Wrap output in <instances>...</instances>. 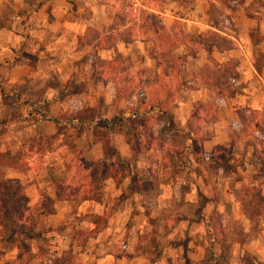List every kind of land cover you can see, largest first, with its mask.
Instances as JSON below:
<instances>
[{
	"label": "rangeland",
	"instance_id": "1",
	"mask_svg": "<svg viewBox=\"0 0 264 264\" xmlns=\"http://www.w3.org/2000/svg\"><path fill=\"white\" fill-rule=\"evenodd\" d=\"M25 1L35 3V0ZM143 2L147 10H140V16L132 17L125 0L115 1L116 19L125 25L121 29V40L129 38L130 41L134 30L136 40L144 42L136 44L127 55L115 56L120 61L118 66L113 69L102 67V60L94 52L87 53L89 65L80 69L86 80L63 84V89L67 86V90L70 86L82 85L81 92L68 90L66 94L69 96L64 99L62 89L61 96L51 99L49 107L43 99L35 104V108L30 105L26 110L7 117L12 123L6 131L7 140L14 152L12 156L4 154L3 163L20 169L29 165L34 173H38L47 153L60 158L72 176L55 186L56 198L74 193L100 169L111 172L115 186L120 185V188L113 190L107 186L102 192L93 190L89 197L79 196L78 199H91L95 208H88L83 214L66 208L68 226H63L58 218L50 224L45 220L37 225L36 217L34 230L37 237L30 239L16 233L8 241L4 240L0 243V264H49V259L67 251L82 264H97L96 261L106 253L112 257L99 264H154L161 255L165 256L166 264H204L208 245L214 256L211 264L213 261L218 264H264V126H261L264 113L250 119L244 130L238 117L236 123L229 124V142L223 146L229 154L227 158L219 157L216 165L199 164L193 159L196 153L209 159L213 148L204 139L205 132L200 127L212 121L229 119L226 113L216 114L214 103L213 110L207 113L201 108H195L193 112L194 104L188 110L180 105L177 112L172 113L169 125L156 114L149 120L121 115L122 110L143 105L156 93L167 89L170 90V110L174 112L175 107H179L180 95L175 87L181 78H185V56L182 53H194L188 47L187 50L170 51L162 41L164 46L161 48H152L146 43L150 37L159 41L161 35H167V30H180L177 22L163 20L156 13L164 11L179 15L183 10L190 12L191 1ZM240 2L227 0L226 5L234 11ZM23 14L19 9L12 10L13 16L22 17ZM160 26L166 30L161 32ZM153 32L157 33L154 35ZM209 40L215 41L217 46H226V42L217 36H210ZM173 55H181L182 61L175 64ZM257 59L261 60L260 54ZM182 65L185 69L181 68ZM219 72L217 76L221 79ZM112 79L117 81L120 89L116 107L112 105L115 95ZM222 79V83H218V92L228 95L227 79ZM80 110L85 111L83 117L93 115L98 121L73 127L53 124V119L66 121ZM239 112L249 117L246 110ZM3 120L0 126H3ZM44 121L50 122V128ZM33 123V135L29 136L21 127ZM253 124L257 129H252ZM191 130L196 131L195 143L189 140ZM214 132L218 136L220 131ZM207 133L212 132L208 130ZM127 141L132 154L124 158L121 155L126 150ZM169 148L179 150L181 164L166 154ZM117 157L123 163L119 167L115 162ZM125 172L127 175L131 172L153 189L131 193L128 179L122 182ZM247 184H252L253 188H243ZM232 202L236 204L235 208L231 207ZM51 206L49 199H43L41 215L52 214ZM197 218L208 222L215 237L214 243L210 242L211 234L204 229V223ZM245 219L250 221V226ZM52 223H56L55 227ZM83 233L91 236L83 238ZM73 234L80 241L78 246L70 243ZM167 251L170 253L166 254Z\"/></svg>",
	"mask_w": 264,
	"mask_h": 264
},
{
	"label": "crops",
	"instance_id": "2",
	"mask_svg": "<svg viewBox=\"0 0 264 264\" xmlns=\"http://www.w3.org/2000/svg\"><path fill=\"white\" fill-rule=\"evenodd\" d=\"M115 1L35 0L34 4H30L25 0H0V123L4 119L3 126H0V172L3 178L18 182L28 200V206L37 207L38 212L35 214L37 225L45 220L50 224V221L58 218L62 220L63 226H68L66 208L76 209L83 214L88 208L94 207V202L88 198L78 199L68 196L56 198L55 183L72 175L69 170L66 171L63 161L51 156V153L43 156L42 168L38 173H34L29 165L24 169L4 166L3 155L12 156L14 152L7 140L6 131L12 124L7 117L17 111L22 112V109L26 110L30 105L35 108V104H39L37 102L43 99L49 107L52 103L51 99L61 96L63 84L86 80V75L81 74L80 69L89 65L90 59L87 58L89 56L87 53L94 52L102 60V67L106 62L118 66L120 61H117L115 56L127 55L136 44L144 43L138 41L139 39L136 40L137 32L134 33V30L130 41L129 38L127 41L121 40V29L125 28V25L116 19ZM189 1H191L190 12L183 10L179 15L164 11L156 13L163 20L177 22L180 27L177 32L167 30L168 37L175 42V47L170 51L183 48L187 50L188 47L194 52L189 55H186V52L182 53L185 56H183V64L186 65V69L183 65L181 68L185 69V78L180 79L183 86L178 88L179 107L173 108L174 112L171 111V115L177 112L180 105L186 110L191 109L192 104H194L192 110L196 105H211L210 111H212L213 103L218 116L222 112L226 113L229 116L228 120L220 119L200 127L205 132L204 139H207L213 151L217 147L226 146L229 142L228 127L229 124L236 123L239 111L264 112V0H241L236 5L237 10L234 11L227 8V0ZM14 9L24 12V16H13ZM160 28L161 32L166 30L164 26ZM156 33L153 32L154 35ZM210 36L223 39L226 46H217L215 41L209 40ZM149 39L146 43L152 48H161L164 46L162 42L167 45L161 37L159 41L157 38L156 41L151 37ZM106 40L107 42L110 40L111 43L105 42ZM258 54L261 56L260 61L257 59ZM175 58H180L179 62L182 61L181 55ZM225 68L232 71L231 75L225 77L226 85L229 86L228 95L219 94L217 87L203 77V72L210 74L218 70L223 71ZM160 89L162 91V87ZM156 94L161 97L163 92L159 91ZM68 96L69 94H65L62 98ZM44 122L47 128H50V122ZM34 124L26 127L22 125L21 128L32 136ZM1 130L5 132L2 134ZM208 130L212 133L208 134ZM215 130L220 131L218 136ZM1 135L6 138L3 139ZM16 148L17 152L18 147ZM129 153L126 146L121 157L127 158ZM128 175L132 176V173ZM127 179L128 177L125 176L122 182H126ZM113 181V176L108 175L104 178L101 181L100 191H105L107 186H111L113 190L119 189L120 185L116 187ZM232 185L234 186L235 183L233 182ZM243 186V188H253L252 184ZM45 198L50 200L53 213L42 216L41 206ZM235 206L236 204L232 202L231 207L235 208ZM83 208L84 210L81 211ZM198 220L203 222L204 226L208 223L202 219ZM245 222L250 226L248 219H245ZM55 225L56 223H52V226ZM2 228L0 225V243L7 237ZM73 236L74 234L69 239L70 243H74ZM57 239L55 238V241ZM102 256L96 261L97 264L112 257L109 253ZM154 264H166L165 256L161 255L159 261Z\"/></svg>",
	"mask_w": 264,
	"mask_h": 264
},
{
	"label": "trees",
	"instance_id": "3",
	"mask_svg": "<svg viewBox=\"0 0 264 264\" xmlns=\"http://www.w3.org/2000/svg\"><path fill=\"white\" fill-rule=\"evenodd\" d=\"M162 39L167 43L168 50H172V48L175 47V42L171 40L168 35H161ZM185 36H182L184 38ZM175 58V57H173ZM175 64L180 61V58H175ZM114 64L112 62H106L105 66L108 69H113ZM232 71L228 70L227 68L223 69V71L219 72L220 77L224 78L226 75H231ZM203 77L206 79H209L211 84L215 87L219 86V82L222 83L223 79H218L217 71L211 72L208 74L207 72H203ZM115 86V95L112 100L113 107L117 106L118 101L120 100L118 92H120V89L117 88V81L112 79L111 81ZM73 85V84H71ZM180 86H183V84L180 82L178 85H176L175 88H179ZM82 85H74L70 86L68 90L75 89L77 91H80L82 89ZM67 86L63 89L62 95H65L67 92H69L67 89ZM163 90H165L163 88ZM170 90H166L163 92V95L160 97L158 95L153 96L148 101L143 103V105H140L138 107H129L128 109L122 110L121 115L123 116H129L133 119L143 118L144 120H149V118L152 117L153 114H156V117H159L163 120L164 124L169 125L171 121V110H170ZM195 108H201L203 111L209 112L211 110V105H196ZM194 108V110H195ZM193 110V112H194ZM248 112L249 117H245L244 115L238 114L239 121L241 123V126L244 129L247 128L248 122L250 119H256L258 115L260 114V111L258 110H246ZM84 110L78 111L73 116L67 117L66 121H59L57 119H53L52 121L57 125H64V126H77L81 124L90 123L94 120H97L96 117L93 115H90L89 117H83ZM242 112V111H241ZM239 112V113H241ZM264 113V112H263ZM192 116V114H191ZM98 121V120H97ZM75 124V125H74ZM261 126H264L263 123H261ZM252 129H257L256 125H252ZM190 133V142L195 143L196 138V131L191 130ZM36 136V135H35ZM126 145L128 146V150L130 154H132V148L130 147L129 142H126ZM225 147L220 146L215 148L209 157V159H204L203 156L199 155L198 153L195 154V160L202 162L206 165H216L218 158H227L229 152L225 151ZM179 150H175L172 148H169L166 150V154L170 157H172L177 164H181L182 161L178 157ZM117 164L116 166L119 167L120 164H123L122 161H118V157L116 158ZM4 164V163H3ZM4 166H13L4 164ZM119 170V169H118ZM112 175L111 172L106 171L105 169H100L98 173L95 176H91L88 178V182L86 184L80 185V187L77 188V190L74 193H67L65 195L66 197L70 198H78L79 196L89 197L91 195V192L93 190H96L95 192L100 191V181L103 180L106 176ZM124 176L128 177V188L131 193H145L150 190H152V186H150L145 181L140 180L136 176H129L127 173H124ZM60 182L55 183V186L59 184ZM92 187V188H91ZM247 188V187H246ZM36 206H28V200L25 197L24 193L22 192L21 186L18 184L16 180H8L3 178V174L0 172V225L7 231V237L5 238V241H8L10 238L14 237L15 234L23 235V237H27L30 239H34L37 237V234L35 233L34 227H35V214H36ZM206 232L211 234L210 242H215V237H213V231L208 226V223L205 226ZM91 236L90 233H83V238H87ZM73 242L75 245H79L80 241L75 239V236H73ZM213 256V252L210 249V246L208 245L207 253L205 254L203 258L204 264H211ZM49 264H82L81 262L77 261L75 256L67 251L64 253H61L57 257H53L49 259ZM148 264H153L152 262H149ZM213 264H218L217 262L213 261Z\"/></svg>",
	"mask_w": 264,
	"mask_h": 264
},
{
	"label": "built area",
	"instance_id": "4",
	"mask_svg": "<svg viewBox=\"0 0 264 264\" xmlns=\"http://www.w3.org/2000/svg\"><path fill=\"white\" fill-rule=\"evenodd\" d=\"M127 4V11L132 17L140 16V10H147L144 6L143 0H125Z\"/></svg>",
	"mask_w": 264,
	"mask_h": 264
}]
</instances>
